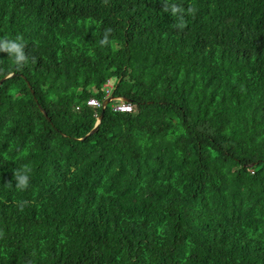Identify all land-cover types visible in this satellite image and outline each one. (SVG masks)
<instances>
[{
  "label": "trees",
  "instance_id": "trees-1",
  "mask_svg": "<svg viewBox=\"0 0 264 264\" xmlns=\"http://www.w3.org/2000/svg\"><path fill=\"white\" fill-rule=\"evenodd\" d=\"M17 36L0 264H264V0H0Z\"/></svg>",
  "mask_w": 264,
  "mask_h": 264
},
{
  "label": "clouds",
  "instance_id": "clouds-1",
  "mask_svg": "<svg viewBox=\"0 0 264 264\" xmlns=\"http://www.w3.org/2000/svg\"><path fill=\"white\" fill-rule=\"evenodd\" d=\"M171 11L172 13H176L177 8L175 6H172ZM110 31L111 29H107L105 31V37L103 40H101V44L108 43L107 34ZM25 47V44L19 36L14 39L0 40V52H7L8 56L12 58L16 68H21L27 63L28 57L25 53ZM13 178V180L15 181V187L18 189H25L30 181V177L27 174V171L23 168L14 171Z\"/></svg>",
  "mask_w": 264,
  "mask_h": 264
},
{
  "label": "built area",
  "instance_id": "built-area-1",
  "mask_svg": "<svg viewBox=\"0 0 264 264\" xmlns=\"http://www.w3.org/2000/svg\"><path fill=\"white\" fill-rule=\"evenodd\" d=\"M115 81L116 78L109 79L108 82L105 84L106 89V97L109 95H112L115 90ZM115 103L112 105L115 110L119 111H133L134 110V104L130 101H124L121 99L113 100ZM111 101V102H113ZM87 104L93 106V107H101L102 101H100L97 98H90L87 102ZM76 108H80V106H77Z\"/></svg>",
  "mask_w": 264,
  "mask_h": 264
},
{
  "label": "water",
  "instance_id": "water-1",
  "mask_svg": "<svg viewBox=\"0 0 264 264\" xmlns=\"http://www.w3.org/2000/svg\"><path fill=\"white\" fill-rule=\"evenodd\" d=\"M15 74L14 73H12V74H9V75H7V76H5V77H3L1 80H0V86L3 84V82L7 79V78H9V77H12V76H14ZM31 86V85H30ZM32 87V86H31ZM32 92L34 93V90L32 89ZM116 99H121V100H124V101H130V99H128V98H123V97H117V96H115V95H109L108 97H106L104 100H103V102H102V111H101V113H100V115H99V117H98V119H97V124H96V126L88 133V135H90V134H92V133H95L97 130H98V128H99V125H100V123L102 122V119H103V117H104V113H105V110H106V108H107V106H108V104L111 102V101H113V100H116ZM39 107H40V109L42 110V112L47 116V118L50 120V117L48 116V113H47V111H46V109L44 108V107H42L41 105H39ZM254 164H251V166H253Z\"/></svg>",
  "mask_w": 264,
  "mask_h": 264
},
{
  "label": "rangeland",
  "instance_id": "rangeland-1",
  "mask_svg": "<svg viewBox=\"0 0 264 264\" xmlns=\"http://www.w3.org/2000/svg\"><path fill=\"white\" fill-rule=\"evenodd\" d=\"M114 103H115L114 101L113 102H110L111 105H113Z\"/></svg>",
  "mask_w": 264,
  "mask_h": 264
}]
</instances>
